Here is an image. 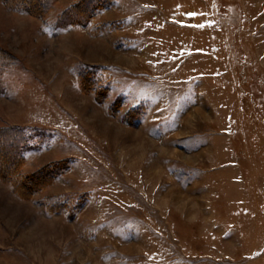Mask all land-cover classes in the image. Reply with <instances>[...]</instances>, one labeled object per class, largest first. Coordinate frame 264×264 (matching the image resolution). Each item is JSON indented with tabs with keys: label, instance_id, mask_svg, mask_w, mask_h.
<instances>
[{
	"label": "rangeland",
	"instance_id": "374dc122",
	"mask_svg": "<svg viewBox=\"0 0 264 264\" xmlns=\"http://www.w3.org/2000/svg\"><path fill=\"white\" fill-rule=\"evenodd\" d=\"M51 1L0 0V127L38 130L18 173L41 179L2 176L0 141V264H264V0L70 26Z\"/></svg>",
	"mask_w": 264,
	"mask_h": 264
},
{
	"label": "trees",
	"instance_id": "16d2710c",
	"mask_svg": "<svg viewBox=\"0 0 264 264\" xmlns=\"http://www.w3.org/2000/svg\"><path fill=\"white\" fill-rule=\"evenodd\" d=\"M6 5L9 6H15L16 4L18 6H21L23 10H28L32 13L38 14V7L40 1L42 0H4ZM51 0H43L41 5L39 6L40 9H43L46 7ZM52 2V1H51ZM112 0H78L75 6L71 5L69 9H67L61 16H60V22L62 26H70V25H86L92 21L93 13L96 11H99L101 9L106 8ZM32 5L34 9H32ZM37 7V8H36ZM26 8V9H25ZM45 9V8H44ZM8 58L3 53H0V73L1 70L7 66ZM39 136L38 130L36 128L27 127V126H21V125H15V126H9V127H0V141L4 143V157L8 156L9 160H12V167L8 166L9 169H5L2 172V176H6L11 179L13 184H15V187L17 186V183L20 184V187H23V182L26 180L29 181H36L35 183H38V186L41 184L40 178H37L34 174L21 176L20 173H18V168L20 165H22V157H23V151L27 150L28 147H30V141L32 137ZM41 136V135H40ZM12 152L13 155L11 158H9L10 155L7 153ZM55 165L54 168H58L59 164L53 163L52 166ZM53 168V169H54ZM49 172V171H48ZM44 173V170L41 172V174ZM36 177V179L34 178ZM34 180V181H33ZM34 183V184H35ZM19 186V185H18ZM17 189V188H16ZM18 192V189H17ZM19 194V192H18Z\"/></svg>",
	"mask_w": 264,
	"mask_h": 264
}]
</instances>
